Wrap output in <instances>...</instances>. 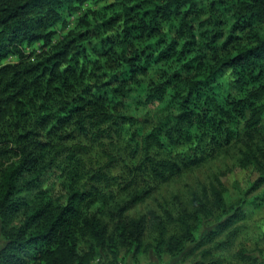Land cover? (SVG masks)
Here are the masks:
<instances>
[{"label": "trees", "instance_id": "obj_1", "mask_svg": "<svg viewBox=\"0 0 264 264\" xmlns=\"http://www.w3.org/2000/svg\"><path fill=\"white\" fill-rule=\"evenodd\" d=\"M232 148L257 172L247 195L264 185V0H0V264H261L226 252L264 189L227 203L215 179L130 213Z\"/></svg>", "mask_w": 264, "mask_h": 264}, {"label": "rangeland", "instance_id": "obj_2", "mask_svg": "<svg viewBox=\"0 0 264 264\" xmlns=\"http://www.w3.org/2000/svg\"><path fill=\"white\" fill-rule=\"evenodd\" d=\"M86 7H89V3L83 4L81 8ZM77 14L78 13H74L68 17L66 26L58 27L54 42L75 26V16ZM31 48V46L25 47L24 52L30 55ZM35 52H39V47H36ZM16 58L15 54H11L5 59V61H15L17 60ZM230 78V71L226 70L218 78L217 82L221 90L230 89L234 95H238L237 91L229 87L228 82L230 81ZM150 123L151 122H148V125ZM119 151L120 153H123V149H120ZM126 157L129 156L126 155ZM236 159L237 150L232 148L228 152L222 153L214 160H210L200 167L193 168L176 176L167 183L161 184L150 198L146 199L143 203L136 205L130 213L134 215L142 213L149 207H155L158 201L164 198L171 199L174 195L186 198L193 190H198L202 185L208 186L211 182H214L215 179L220 180L225 187L224 196L227 203H236L235 201L238 199H248L249 197L256 195L264 189V185L247 195L244 194L248 185L257 177V172L251 166L245 167L241 165ZM129 161L130 160H127L128 163H130ZM116 163H121V161L119 160ZM243 210L246 213V218L238 223L240 224V230L237 232L236 236L232 238V241L229 242L230 249L226 253L232 255L240 248H246L250 251L254 250L259 254L258 259L261 261V264H264V204L262 208L251 212L245 204ZM206 229L207 227L205 225L204 230ZM148 240H150V236H148L147 241ZM3 243L4 240H2L0 236V247ZM180 259V255L173 257L168 254L162 255L161 258H158L153 250L140 252L136 256H134L132 252H124L122 250L119 259L115 264H171ZM99 260V262L96 261L95 263L107 264L105 263V258L103 259V257H101Z\"/></svg>", "mask_w": 264, "mask_h": 264}]
</instances>
